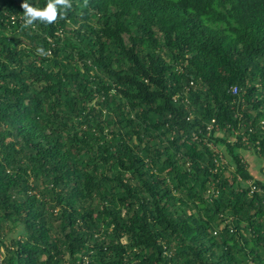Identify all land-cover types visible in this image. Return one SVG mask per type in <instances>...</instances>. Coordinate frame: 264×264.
Listing matches in <instances>:
<instances>
[{
	"label": "trees",
	"instance_id": "1",
	"mask_svg": "<svg viewBox=\"0 0 264 264\" xmlns=\"http://www.w3.org/2000/svg\"><path fill=\"white\" fill-rule=\"evenodd\" d=\"M21 4L0 0L1 264H264V0H69L28 26Z\"/></svg>",
	"mask_w": 264,
	"mask_h": 264
},
{
	"label": "clouds",
	"instance_id": "2",
	"mask_svg": "<svg viewBox=\"0 0 264 264\" xmlns=\"http://www.w3.org/2000/svg\"><path fill=\"white\" fill-rule=\"evenodd\" d=\"M69 0H47L45 7H34L29 0H22L21 7L24 12L25 26L33 24L34 21L52 22L57 19L61 9L69 7ZM41 51H43L41 49Z\"/></svg>",
	"mask_w": 264,
	"mask_h": 264
},
{
	"label": "rangeland",
	"instance_id": "3",
	"mask_svg": "<svg viewBox=\"0 0 264 264\" xmlns=\"http://www.w3.org/2000/svg\"><path fill=\"white\" fill-rule=\"evenodd\" d=\"M247 157V161L248 163L250 164V166H252L254 169H255V175L258 176V177H262L263 175H261L260 173V167L263 165L262 161L260 159H258L257 157L255 156H251L249 153L246 154ZM14 237L16 236V233L13 232V233H9L8 237Z\"/></svg>",
	"mask_w": 264,
	"mask_h": 264
},
{
	"label": "built area",
	"instance_id": "4",
	"mask_svg": "<svg viewBox=\"0 0 264 264\" xmlns=\"http://www.w3.org/2000/svg\"><path fill=\"white\" fill-rule=\"evenodd\" d=\"M234 92L236 91V89L234 88V90H233ZM1 260H2V255H1V253H0V264H1Z\"/></svg>",
	"mask_w": 264,
	"mask_h": 264
}]
</instances>
